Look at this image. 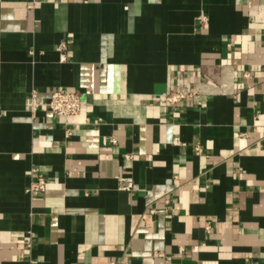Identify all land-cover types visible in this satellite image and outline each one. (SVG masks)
I'll return each instance as SVG.
<instances>
[{
    "label": "crops",
    "instance_id": "obj_1",
    "mask_svg": "<svg viewBox=\"0 0 264 264\" xmlns=\"http://www.w3.org/2000/svg\"><path fill=\"white\" fill-rule=\"evenodd\" d=\"M126 263L264 264V0H0V264Z\"/></svg>",
    "mask_w": 264,
    "mask_h": 264
},
{
    "label": "built area",
    "instance_id": "obj_2",
    "mask_svg": "<svg viewBox=\"0 0 264 264\" xmlns=\"http://www.w3.org/2000/svg\"><path fill=\"white\" fill-rule=\"evenodd\" d=\"M202 24L208 22V18L202 16L200 18ZM248 76V74H247ZM196 94L194 90H176L168 92L163 96V102L170 104H179L187 99L193 97ZM82 98L79 93L69 91L67 89H57L51 93L50 99L47 103L48 109L56 116L69 117L78 115L82 109ZM38 104L35 100L31 103V110L35 111ZM115 142V140H113ZM127 159H131L132 156L127 155ZM47 185V180L40 176L39 179L33 182L30 186L29 192L44 191ZM134 187V181L129 177H121L119 179V188L121 190L130 191ZM129 264V263H126Z\"/></svg>",
    "mask_w": 264,
    "mask_h": 264
}]
</instances>
